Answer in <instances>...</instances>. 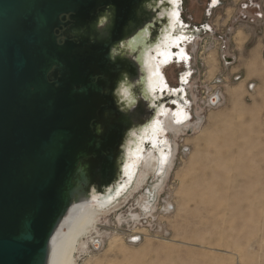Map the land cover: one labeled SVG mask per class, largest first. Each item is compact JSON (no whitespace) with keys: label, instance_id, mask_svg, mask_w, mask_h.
<instances>
[{"label":"water","instance_id":"1","mask_svg":"<svg viewBox=\"0 0 264 264\" xmlns=\"http://www.w3.org/2000/svg\"><path fill=\"white\" fill-rule=\"evenodd\" d=\"M106 2L0 0V264H48L51 241L71 206L90 199L92 190L117 191L129 131L152 121L161 104L178 108L166 89L148 105L138 84L140 61L113 56L111 42L57 40L55 29L66 14L85 22ZM162 3L168 10L169 2ZM190 31L197 32L194 38L214 33L208 24ZM187 57L177 90L186 85L180 76L194 71ZM121 71L134 85L136 101L128 110L115 96ZM178 98L189 103L186 95ZM142 145L168 149L148 140Z\"/></svg>","mask_w":264,"mask_h":264},{"label":"rangeland","instance_id":"2","mask_svg":"<svg viewBox=\"0 0 264 264\" xmlns=\"http://www.w3.org/2000/svg\"><path fill=\"white\" fill-rule=\"evenodd\" d=\"M209 2L183 0V21L214 31L191 58L205 132L179 133L150 217L128 218L127 209L139 215L135 192L99 221L103 244L80 252L82 264H264V0H219L208 11ZM182 68L165 69L171 86ZM214 94L221 101L211 104Z\"/></svg>","mask_w":264,"mask_h":264},{"label":"bare ground","instance_id":"3","mask_svg":"<svg viewBox=\"0 0 264 264\" xmlns=\"http://www.w3.org/2000/svg\"><path fill=\"white\" fill-rule=\"evenodd\" d=\"M166 1L169 2V8L168 10L165 9L162 15L166 14L168 24L161 31L162 37L157 39L153 44H146L144 42L146 35H144L133 40L130 44L124 45L122 47L123 49H114L112 55L124 57L130 56L134 51H137V54H139V52L143 50L142 54L135 57V60L140 61V70L143 72L141 76L142 81L138 82L139 87L141 88V98H146V100H148L147 104L153 106L154 99L163 97V89H166L167 95L172 94L174 97L173 101L177 105L182 104V99L178 98V96L183 98V96L186 95V99H189L187 111L185 113L177 110L172 112L170 105L166 104L164 106L161 104L154 113L152 121L148 122L140 129H132L129 131L122 146L121 174L118 181L114 184L117 191L115 194L109 196L108 193L112 187H110L104 195H97L94 193V190H92L90 199H83L71 206L51 241L48 264H77V256L80 255V252H87L90 246L96 248L95 242L97 241L101 246L103 240L99 232V221L105 216L111 214L113 210L126 204L137 191H139V197L135 206L139 209V215H131L129 209H127L126 214L134 223L145 222L156 207L157 197L169 176L171 167L175 163V157L177 154V136L180 132H186L187 134H191L195 130H198L199 133L201 131H203V133L205 132L203 129L199 130L203 115L197 106L195 108L193 107L197 95L195 93L196 91L193 90L195 81L190 84L193 76L185 86L181 85L180 89H173L171 91L172 86L165 73V69L171 65L180 68L182 65L189 63L187 57L188 54H190L193 59L200 39L198 37L200 35L194 38L197 32L187 31L183 25L180 26L175 24L176 17L173 13L177 11L179 12L180 5L182 8V0ZM216 3L217 0L212 1L211 5L213 6V9L217 7L214 6ZM191 39L194 40L192 43ZM195 42L196 48L192 53L191 49ZM178 44H182L181 48L178 47ZM173 47H176L178 50L176 54H173ZM151 50H153V53H150ZM174 56L177 60L176 62L172 60ZM166 57L167 62L165 63L164 61ZM191 65L195 66V63L190 60L189 66L191 67ZM146 68L148 71H146ZM133 86L132 83L128 82L126 77L119 82L115 96L123 110L132 109L133 104L136 101L134 92L132 91ZM156 90L158 91L159 96L155 94ZM232 94L233 92L231 95ZM218 101H221V99L217 94H214L209 100L211 104H216ZM256 115H258V113ZM188 116H190L189 119ZM177 119H180L182 122L177 123ZM203 136L202 138H204ZM146 140L150 141L154 146L160 145L161 148L168 145V149L166 152H163L162 149H148L146 145H142ZM202 140L206 141L205 139ZM124 177L126 179L122 181V185H118L119 180ZM144 230V228L137 229L135 232L142 234V231L144 232ZM112 239L110 238V241ZM116 239L113 240L116 242Z\"/></svg>","mask_w":264,"mask_h":264},{"label":"flooded vegetation","instance_id":"4","mask_svg":"<svg viewBox=\"0 0 264 264\" xmlns=\"http://www.w3.org/2000/svg\"><path fill=\"white\" fill-rule=\"evenodd\" d=\"M162 1L163 0H107L105 4L97 7L85 22H78L77 19L72 18L70 14H66L65 18L61 21L60 27L55 29V31L57 30V40L63 42L68 38V40L78 42L80 39L84 38L89 42H111V46H113L114 49H118L146 35L144 42L146 44H153L157 39L162 37L161 31L168 24L164 20L166 14L162 15L164 12V3H162ZM179 17L182 21V25L187 31L193 30V27L201 26L185 25L187 22L183 21V0ZM195 48L196 42L191 49L192 53L195 51ZM137 55V51H134L130 56L116 57L132 60L135 59ZM183 70L184 68L178 72V75ZM119 75H125L123 78L126 77V73H123V71L118 73V76ZM191 75L190 70L186 71L180 76L181 82H189ZM177 87L178 79L176 86H172V88L175 89ZM185 100L186 99H184V101ZM167 105L170 104L167 103ZM171 109H173V107H171ZM176 110L185 113L187 111V104H178Z\"/></svg>","mask_w":264,"mask_h":264},{"label":"snow or ice","instance_id":"5","mask_svg":"<svg viewBox=\"0 0 264 264\" xmlns=\"http://www.w3.org/2000/svg\"><path fill=\"white\" fill-rule=\"evenodd\" d=\"M173 15L176 17L175 24L182 26V24H181V22H180V20H179V12H178V11H177V12H174ZM177 42H179V41H177ZM164 62H165V63L167 62V57L165 58V61H164ZM165 87H166V85H165ZM185 118H186V117H185ZM176 122H177V123H180V122H182V121H181L180 119H177Z\"/></svg>","mask_w":264,"mask_h":264},{"label":"built area","instance_id":"6","mask_svg":"<svg viewBox=\"0 0 264 264\" xmlns=\"http://www.w3.org/2000/svg\"><path fill=\"white\" fill-rule=\"evenodd\" d=\"M256 5H258V4H256ZM129 239L131 242H137L139 239V236H131ZM77 264H82V263H81V261H78Z\"/></svg>","mask_w":264,"mask_h":264}]
</instances>
